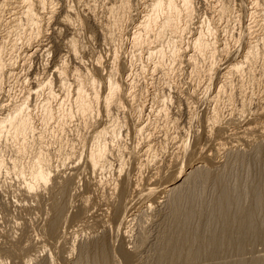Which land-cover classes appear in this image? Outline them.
<instances>
[{
  "label": "rangeland",
  "instance_id": "374dc122",
  "mask_svg": "<svg viewBox=\"0 0 264 264\" xmlns=\"http://www.w3.org/2000/svg\"><path fill=\"white\" fill-rule=\"evenodd\" d=\"M30 1H32V0H30ZM34 1H32V2H34V3L37 2V0H34ZM54 1L56 2V3L53 2L55 6L50 2V0L47 1L48 3L46 4V6H47L46 9H48V10H46V12L52 11V14H53L52 18H51L52 21L48 22V24L45 27L46 29L44 31L43 36L40 37V40L42 42L39 41L40 45L44 44L46 47H48L47 49L48 50L50 49V50L48 51L45 48V46L43 45V48L47 52H45V50L42 49L40 52L34 53L33 56L28 57L29 60H28V58L23 56V55H25L24 52L25 53L27 52V48H30L28 50L35 49L36 46L39 44L38 40L36 41V38H38V37H36V36H35L36 38L34 37V35H35L34 31L21 29L20 27L18 28L17 31L16 30L12 31L11 27L1 26V24H0V27H1L0 28V39H2L3 42H5L4 44H6L5 45L6 49L3 50L1 58L3 59V61H7L8 63L12 61L11 62L12 65L14 66V64H15V66H14L15 69L13 71L14 74L17 71V73L15 74L13 79L7 80L8 82L7 81L5 82V84L3 86L4 87L3 90L0 91V118H3L6 115V112L8 110L12 109L15 105L20 104L23 101V100L21 101V99H23V97L27 96L28 91L32 90L34 85L37 82L49 80L53 84L55 81V79H54L55 76H54L53 70L58 66L57 64H59L61 66L62 61H64L63 64H65L66 67L68 66L69 69L73 70L74 69L73 66H76L79 62V65L76 66L78 68L75 67V70L77 69V70H80L81 72L83 71V73L88 72L89 75L91 73L90 76H92V77H90V76L89 77H90V79H92L91 80V83H93L92 86L95 87L92 90L95 92V94H97L96 96L98 97V100H99V98L105 99L104 96H106V94L109 91L108 90L109 89L108 81H111V79H112L111 82L115 81L118 87L124 85V88H123L124 93L123 94L120 93V95H118L120 97L123 96V98L119 99V100H121L119 102L122 103V104H120L121 109L120 108L115 109V114H112V112H114V111H112L114 108L111 107V109H110V112L112 111L111 115H112L113 119L119 118L118 121H116V124L121 125L122 127L118 126V128L123 129L122 130L123 132L120 131L121 129L120 130L118 129L119 134L122 135L123 137L121 136L122 138H120L119 137L120 135H119L117 137V140L120 139L121 141L120 140L117 141L116 139L113 140V141H115V142H113V144L116 147L120 144L119 145L120 149H119V146L115 149L117 151V153H119L120 155L115 153L116 151L113 149L115 147L114 145H112V147L110 146L111 144L107 145V146H110V149L109 148L106 149V153H108V154H106L107 157L110 158L113 156L110 159L111 163H109L108 169H106V172H103V171H105L104 169L103 170L97 169V171L94 170V171L90 172L91 169H90L89 165H87V162H89V161H87L89 159L88 154L90 153V151L92 149H94V145H95V143H93L94 142L93 141V134H91V133L92 132L96 133L94 130L97 131V130L101 129L100 127L105 125L106 123H109V124H106L103 128H105L106 126H108L107 128H109L110 124L112 122H110L111 119L106 121L108 118L106 117L107 119L106 118L104 119L102 117L103 114H100L99 118H97V120L95 121V124H97V123L99 124L100 122H102V123H100L99 125L97 124L98 125L97 126L93 122L92 124H94V127L97 126V127H95V129H94L93 125L92 126L90 125L91 127L89 125H87L89 127L88 129H87V126L82 129L81 124L79 126H77L79 124V120L77 121V113H75L76 112V106L73 105L74 101H73V98H71V97H73V93H71L73 86H74L73 84L68 83V86L70 85L69 87L71 88V91L70 90L66 91V92L69 91L70 93L64 92L63 93V94H65L64 96L62 93L60 94L59 90H57L58 88H56L55 94L57 95V97L55 95V98H58V99H55L53 102H52V100L49 101L50 103L52 102L51 104L49 103V105L47 102H46L47 104L45 105V100H44V95L46 94L45 91L43 93L38 94V96H35L34 98L30 96L29 97L30 98L29 99L30 104H29V102H27V103L30 106V111H33V112H30V115L32 116V114H33L32 117L34 119L32 117L31 118H32V123L34 125V128L36 127L35 130H37V131H35V134L37 132L36 135L38 136V134L40 132V135L38 137H40L41 140L38 138L39 140H37V141L38 142L41 141L40 142L41 145L42 146L44 145L43 148L45 147L44 150L47 148V146L50 147V149L52 150V152H51L52 159L51 160L53 161V163L56 160L54 165L59 167V168L57 167L59 169V170L58 169L57 170L59 172H61V173H59L61 175L60 177L61 178L63 176L64 177H63V179H59L58 178L59 175L54 174L51 178V181L47 184V187H41L39 189V191H40V193H38L39 195L36 196L37 192H33V191H30V193L26 194L25 193L26 189L24 188L25 186H23V183L21 180L22 176L18 177V174L16 172H13L11 169V163L13 160V157L11 156L12 153H10V151L7 149L8 151H6V152H4V154H2L3 158H4L5 166L2 170V172H0L1 173V175H0V262L1 263L0 264H72V263H74L78 257L77 253H79L82 245L86 246L87 244H90L91 242H93L94 238H98L99 236H97V235H100V233L102 232V231H100V233L98 232V234H95V237L89 235L88 234L89 232L87 233L86 229L91 227L90 225L95 222V217H98L100 214L99 217H101V219H103L105 221V223H106V221L109 222L106 225L112 227L111 228L112 230L108 229L107 233H109V234L107 235V233H106V236H107V238L109 236L112 237L111 236V234L113 233L112 231L116 228V227L114 228V224L116 223L115 225H117V221L119 222V218H120L119 215L121 214V212L123 213V211H120V210L122 208H123V210H124V208H128L129 205H130V207H133L138 202L137 201L138 197L136 195H134L135 192H136V194L138 193V187L137 186L138 185H146V182L149 183L150 180H151L150 182H152L153 180H156V179L157 180L152 182V184H154V183H160L161 184V182L165 183L164 180H169L171 174L173 175V173L176 169L174 167L173 173H171L173 166L175 165L174 164L175 163L174 158H177V157L178 158L180 157L182 161L184 160L183 164H185L186 162L188 163V161H190L191 159H193V160L197 159L198 161H202L204 158L209 160V162L211 164L212 163L216 164L217 162H218V164H216L214 166L209 165V167L206 169L208 171V177L201 180V181L199 179H197L198 173H194V174L190 175L189 179L187 180V183H184V185L182 187H180L179 190H177V196H179L181 194V196H180L181 198L179 197V202L177 200V204L173 205V204L169 203V201L172 198L174 199V197H176V194L174 195V194L169 193L171 197L167 198L168 200H165L164 198L162 199L164 202L161 200L162 203H164V204H160L158 206L156 205L155 207L153 206L151 212H150V210H151L150 209V210H148L149 212L147 211L145 213L138 214L136 216V218L134 217L135 219L132 222H130L131 224L129 223L130 226L126 224V226H129V227L122 229L121 230L122 233H120L119 237L116 240L117 249L120 246V244L122 246V247L120 246L121 248H119V250H118V253L120 251L121 254L117 253V249L114 250V252H112V255L115 254L116 256L115 255L112 256L111 264H166L165 261L161 260V258H160L161 254H159V253H161V251L163 249L166 250L165 248L167 246V238L176 235L177 231L179 232L178 227L176 225V222H177L178 218H181L185 214H187V216L189 217L188 227H190V224L193 225V226H191V229L189 228L190 231L194 228L195 225L199 226L198 229L195 226V229L199 231V233H198L200 235L199 237L202 236L201 238H202L203 242L200 240L202 242V246L199 245L200 241L198 244L196 243L195 245L193 243H190V242H187V243L185 242V245H187V248H185L186 246H184V244H183V246H184V249L182 247L183 251L185 249H187L188 251H190L189 249L193 250V246L195 248L200 246L199 249L202 248L201 250H205V249H203V248H205V246H207L206 249L209 248L210 246L208 247V245H210L211 238L209 241H205V240H208V236H209L208 234H210V232H212L213 230H218V228H219V224L216 222V220H217L218 216H221V213H222V209L218 207V203H219L220 198H221V192H223V191H225V195H227L229 198L230 204H229V206H227L229 209L238 210V209H241L243 207H249L250 205H252L253 208H255V210H256V212H255L256 220L258 222L264 221V139H259L258 141L252 142V143L247 144V145L245 144L239 148L240 150L236 149V151L232 152V154L230 153L229 155L227 154L225 156H223V154L218 156L217 154H219L221 152L217 151V148H219V147H215L216 144L223 142L221 140V137L222 138H229L230 137L229 140H231L233 137L228 136V135L233 134L234 132H236V130L238 131L239 129L244 128L248 124L250 125V122L251 123H254V122L257 123V122H259L260 119L264 118V111H263L264 110V106H263L264 105V97H263L264 96V77H262V76H264V74L263 73H262L263 75L261 74V72H264V65H263L264 64V62H263L264 56H262V55H264V52H263L264 48H262L264 46L261 44L254 45V47H256V48L255 49L253 48V51H256V49H258L257 54L255 52V60L252 62L255 65H253L252 63L249 66L247 65L246 67L242 68L243 70L241 69V71L238 72V74L235 73L234 74L235 76L233 74L227 75V69H226V68L230 67L229 65L231 63H234L235 61L241 60L242 57L247 53L246 48H247L248 42L249 43L251 41L255 42V38L253 40L252 37H256L258 34L261 36V34L263 33L262 32L263 28H262L261 24H259L258 18L256 16H253L252 12L250 10L248 11L249 8L252 10V7L248 4H246L247 5L246 8L247 7L248 8L246 11H244L245 10V1H249V0H223L222 1L223 4L220 3L221 0H219L220 2L218 0H215V1L214 0H191V2H192L191 5L193 6L192 8L194 10V15H192L193 16V17H191L192 19L190 18L191 21L189 20L190 22H188L190 25L189 24L187 25L188 27L190 26L189 27L190 29L184 31L183 32L184 34L182 33L181 37H183L184 39L182 38L181 42L182 43L184 42V44H186L185 47H184V44L182 45V47H184L185 49L189 48L188 50L186 49V51H187L186 53L190 54V52H191L190 47L192 46L191 44L193 43L192 40H194V37H196V35H198L199 32L201 33V31H203L204 29H205L204 31H206V29H207V31L205 33H203L204 31L202 32V35H203L202 38L205 39L207 42H209V44L211 45V46L209 45L210 50L208 49L207 52L205 53V55H202L197 59V63H196L197 66L196 67L199 68L198 70L194 69L193 67L192 68L190 67L192 69L191 70L189 68V65L183 60L173 61L170 58L169 53H168V57L162 56V58H161V60H163L162 61L163 62L162 63V70L165 73H163L162 71L156 73V71L155 70L153 71V68L151 67L153 65V63L156 62V60L160 61V57H159L160 55L156 56V54H155L153 57V54H152L151 55L152 57L147 56V58H146V55H148V54L141 52L142 51V49H140L141 46H139V48H138L137 46H135L133 44V42H130L132 40L131 38H133V37H131L132 34L135 35V31H137L135 29L139 28L138 24L141 21H143L142 19L146 18V16H147L144 14H147L148 10H149V13H151L149 8L146 7L145 10L143 8L145 6L144 4L149 0H125V2L127 4L129 3L128 7L131 6V8H132V11H131L130 7H129L130 11H128V13H126V14L121 13V10H120V6L125 3L124 0H54ZM119 1H122L124 3L120 2L119 9H118V7L116 5ZM177 1L178 0H176V2ZM216 1L219 4H217ZM224 1H225V3H224ZM85 3L87 5L89 4L88 5L89 7ZM241 3H243L242 6H244V7H242L240 5ZM228 4H229V6H227ZM36 5H38V4H36ZM215 5L216 6L218 5L217 6L218 8ZM220 5H225L228 9H230V10L232 9V10L231 11L229 10L228 14L222 15L219 11H217L219 9ZM108 6H114L111 8L116 7L118 10L115 9V11H114V9H113V11L111 13V11L109 12V10L107 9ZM238 6H239V8H238ZM83 7H86V8L83 9ZM87 7H88V9H87ZM50 8L51 9L53 8V9L51 10ZM89 8H92V10ZM241 8H244V9H241ZM105 9H107L108 11ZM109 9H110V7H109ZM133 9H135L136 11ZM88 10H89V12H88ZM84 11L85 12L87 11V12L85 13ZM249 14H251V15H249ZM4 15L0 14V17H4V18L6 16H7L6 18L9 17V15H7L6 13H4ZM221 15L223 17L222 19H221V17H219ZM63 16L69 17L72 28H70V27L67 28L60 22L61 18ZM228 16H230V17H228ZM139 17H140V20H139ZM109 18H110V21H109ZM132 18H133V20H132ZM218 18H219V20H218ZM224 18L226 21L224 20ZM134 21H137V22H134ZM254 21H255V24H254ZM200 22H201L202 26L199 24ZM114 23H116L117 26L114 25ZM135 23H137V24H135ZM207 25L210 27V29L212 28L211 30L214 29L215 34H213V32L210 31V29ZM256 25L258 26L257 27L258 29L256 28ZM108 27H110V29ZM199 27L202 30H199ZM259 27H261V28H259ZM196 28H198V32H196L197 31ZM252 28H254V29H252ZM8 29L9 30L11 29L10 32ZM255 29H257V30H255ZM109 30H111L110 33H112V31H114V34L112 33V35H115V36H112L115 40V41H113V38H112L113 43L110 42L109 41L110 39L108 38L109 32L107 33V31H109ZM245 30H247V31H245ZM187 31L188 32L190 31V32L188 33ZM13 32L18 33V34H14ZM19 32H22V33L19 34ZM23 32H24V36H23ZM119 32L122 33V37L120 35L121 33H119ZM29 33H30V35H29ZM193 33H196V34H193ZM206 33L209 35H207ZM250 33H252V35ZM116 34L118 36H120V37L117 36V38H119V39H116ZM204 34H205L206 38L204 37ZM247 34H248V36H247ZM11 35H13V36H11ZM16 35H17V37H16ZM129 35H130V39H129ZM210 35L212 37H210ZM259 35H258V37H260ZM7 37H9V39ZM24 37L25 38L27 37V39H25ZM28 37L31 38L30 41H29ZM32 37H34V39H32ZM208 37H210V38H208ZM248 37L249 38L251 37V38L249 39ZM6 38L8 41H5ZM207 38H208V40H207ZM211 38L214 40L213 43H212L213 40H209ZM215 38L217 39L216 41H215ZM24 39H25V41H24ZM120 39H122V40H120ZM246 39H247V41H246ZM33 40H35L36 42ZM23 41H24V43H23ZM26 41H28L27 42V43H29L28 45H26L27 44ZM70 41L76 42L75 45L77 46V48L79 50L77 53V56L79 58V59L77 58L78 60H72V58L67 55L68 51H67V53L65 52L67 50V44ZM218 41L220 42L219 44H218ZM30 42H32V43H30ZM33 42H35L37 45H35ZM31 44H33V45H31ZM48 44H49V46H48ZM132 44L134 46H132ZM14 45H16V46L14 47ZM162 45H165V43H163ZM5 46H4V48H5ZM32 46L35 48H33ZM212 46H214L212 48L213 50L211 49ZM220 46L223 48H221ZM258 46H260V47L257 48ZM12 47H14V49ZM135 47H137V48H135ZM24 48H25V50H24ZM161 48H163V51H164L165 47L162 46ZM9 49L12 52H10ZM137 49L140 50L141 55L139 54V51H137ZM185 49H184V51H185ZM224 49H225V51H224ZM211 51L213 52V54L210 53ZM134 52H138V53H134ZM217 52H218V55L220 53V55H223V56L216 55ZM224 52H226V53H224ZM258 52H260V53H258ZM20 53H21V55H20ZM142 53H143V55L144 54L145 55L143 56ZM14 54L17 56L20 55L21 57L20 56L16 57ZM137 54H139L141 57ZM214 54H215V57L213 56ZM227 54H228V56H227ZM207 55H208V60H207ZM234 55H235V57H234ZM240 55H241V58H240ZM257 55L259 56V59H258ZM39 56L42 58H40ZM157 57H158V59H157ZM12 58H13V60H12ZM30 58H32V59H30ZM150 58L151 59L153 58V60H151ZM154 58H156V60ZM15 59L17 62H19L18 64H16ZM80 59H81V61H80ZM200 59H202L203 61L202 60L200 61ZM22 60H25V61H22ZM65 60H66V62H65ZM130 60H131V62H130ZM170 60L173 61V63ZM198 60L200 61V65L202 63L201 66L199 65ZM120 61H122V62H120ZM147 61H148V63H147ZM224 61L225 62L227 61L228 64L224 65V63H225ZM257 61H258V63H257ZM260 61H262L263 64ZM80 62H82V63H80ZM123 62L125 65L122 66ZM174 62H175V64H174ZM229 62H231V63H229ZM113 63H114V65L112 66ZM115 63H117V64H115ZM128 63H129V66H128ZM178 63H180V64H178ZM220 63L222 64V66ZM81 64H83L84 69L82 68ZM149 64H150V66H149ZM20 65H21V67H20ZM178 65H179V67H178ZM209 65H210V67L212 66L211 71H213V73L211 71L210 72L207 71V70H209V68H208ZM121 66L125 69L127 68L128 70L127 69L123 70V68ZM124 66H126V67H124ZM170 66L172 68H170ZM173 66H176V68H174ZM254 66H256V67L254 68ZM70 67H73V68H70ZM107 67L110 69H108ZM213 67H215V70H213L214 69ZM217 67H219L220 69H218ZM253 69H256L257 71L254 70V72H253L252 71ZM89 70H90V72H89ZM120 70H122L124 72H122ZM130 70H131V72H130ZM225 70H226V72H225ZM246 70H248V72H250V73L253 72L252 74L253 75L255 74L254 75L255 77L253 78V76L250 73H247ZM260 70H261V72H260ZM113 71H116V72H113ZM197 71H198V73H197ZM200 71H201V73H200ZM217 71L220 73H218ZM109 72L112 73V75L111 74L109 75L108 74ZM117 72L119 75L117 74ZM128 72H130V73H128ZM207 72H209V73L207 74ZM114 73H116V74H114ZM125 73H126V75H125ZM158 73H160V74L158 75ZM216 73H218V75ZM239 73H240V76H239ZM37 74H38V76H37ZM198 74H199V76H198ZM214 74H216V75H214ZM157 75L159 76L158 78H157ZM194 75H196V77ZM213 75L215 76V78L213 77ZM242 75H243V77H242ZM125 76H127V77H125ZM193 76L195 79L193 78ZM197 76H198V78H197ZM208 76L211 77L212 81L210 80V78ZM228 76H229V78H228ZM230 76L233 77L234 80ZM30 77L33 78V79L31 78V80L33 82L30 81ZM37 77H38V79H35ZM17 78H19V79H17ZM156 78L159 80L157 81ZM225 78L230 83V84L226 85L228 87V88L226 87V91L223 90L224 88L221 90L219 88L222 86L221 85V84H223L222 80L224 81ZM24 79L25 80L28 79L29 81L27 80V81H25L26 83H24ZM196 79L198 82L196 81ZM205 79H207V80L209 79V80L207 81ZM236 79H238V80L236 81ZM36 80H38V81H36ZM219 80H220V82H219ZM261 80H262V82H261ZM34 81H36V82L34 83ZM71 81H72V79H71V76L69 75L68 76V82H71ZM132 81L134 83H132ZM166 81H168V83ZM203 81H205V82H203ZM233 81H235L236 84L233 83ZM31 82H32L33 86L31 84ZM211 82H212V84H211ZM218 82H219V84H217ZM241 82H243L245 85ZM94 83L97 84V86H95ZM124 83H126V84H124ZM151 83H153V84H151ZM164 83L168 84V86L165 85ZM207 83L212 85V87L209 86V84L207 85ZM231 83H233V84H231ZM120 84H122V85H120ZM131 84H132V86L129 87V85H131ZM133 84H135V85H133ZM197 84L200 85L199 86L200 88H197L198 87ZM250 84H251V86H250ZM204 85H206L205 86L206 88L201 87ZM213 85H214V88H213ZM126 86H127V89H130V90L127 91ZM133 86H134V88H133ZM207 87L211 88V89H209L210 92H212V93L214 92V93L213 94L210 93ZM216 87H218L217 90L221 91V92L220 91H217V92H219L220 94L222 93L221 95L219 94V96L216 95V89H215ZM231 88L234 91V93H232V94H231V91H232ZM230 89H231V91H230ZM243 89H245V90H243ZM166 90H168V91H166ZM199 90H201V91H199ZM202 90H204V91H202ZM205 90L208 91V93H210V95H208ZM57 92H58V94H57ZM153 92L154 93L157 92V93L154 94ZM236 92L238 93V95ZM242 92H246V93H242ZM248 93H249V95H248ZM260 93H262V94H260ZM140 94H142L143 96ZM24 95H26V96H24ZM61 95H62V98H61ZM126 95L129 97H127ZM130 95L132 97H130ZM205 95L207 96V98L205 97ZM240 95H241V97H240ZM260 95H263V96H260ZM125 96H126V98H125ZM150 96L151 97L154 96V97L151 98ZM156 96H158V97H156ZM212 96H214V98L216 96H218L219 98L218 97L215 98L217 100L215 102V100ZM220 96H222V97L224 96V97L222 98ZM65 97H67L69 99L66 98V100H65ZM143 97H145V98H143ZM164 97H166L167 99L165 98L166 99L165 100ZM234 97H236V98H234ZM247 97H249V98H247ZM60 98L63 99L64 101L60 102V100H61ZM154 98H155V100H154ZM156 98H158V100ZM161 98H163L164 100L163 99L161 100ZM229 98H230V100L228 101L227 99H229ZM253 98H254V100H253ZM103 99L101 101L99 100V103H100L99 105L103 104V101H104ZM122 99H123L124 103L122 102ZM125 99H126V101L128 100L127 104H126ZM129 99H131L130 102H129ZM237 99L238 100L240 99L239 100L240 102ZM242 99H244V100H242ZM57 100H59V101H57ZM132 100L134 103L132 102ZM212 100H214V101H212ZM151 101L153 103H151ZM241 101L243 104L241 103ZM59 102L60 103L64 102L63 104H65V105H62V107H59V105H58V104H60ZM213 102H215L216 104H219V105L216 106V104H214ZM232 102H234V104ZM237 102H239V103H237ZM163 103H165V104H163ZM230 103H232V104H230ZM53 104H54V106H53ZM134 104L135 105L137 104V106H135ZM161 104H163V105L161 106ZM229 104H230V106H229ZM244 104L245 105L248 104V105L245 106ZM256 104H258L259 106L257 107ZM125 105L127 107H125ZM43 106L48 107V108H54V110L52 109L54 111V112L52 111V114L54 113L55 115L53 114L52 120L49 121V124L47 125V126H49V129L47 126L44 125L46 122H43V120H44L43 119L44 118V114H43L44 113L43 112L44 107ZM163 106H165V107H163ZM98 107L100 108V107H102V105L98 106ZM159 107H161V108L159 109ZM236 107H237V109H236ZM244 107H247V109H245ZM254 107H256L257 110L256 109L254 110ZM58 108H60V110H58ZM136 108L140 111L143 110L145 112H143V111L139 112L138 110H136ZM215 108L216 109L218 108V109L216 110ZM240 108H242L243 110L242 109L240 110ZM158 109L160 112L157 111L158 113L156 114L155 110H158ZM230 109L234 112H231ZM98 110H101V109H98ZM238 110H240V111L238 112ZM117 111H119V112H117ZM137 111H138V113H137ZM255 111H256V113H255ZM230 112H231V114H230ZM118 113H119V115H118ZM143 113H145V114H143ZM146 113H148L147 117H146ZM164 113H166V114H164ZM217 113H219V114H217ZM234 113H236L238 116H236V114H234ZM242 113H244V114H242ZM246 113H247V115H245ZM159 114H160V116H159ZM215 114H217V115L215 116ZM256 114H258V116H261V117H257ZM42 115H43V118H42ZM115 115L117 117H115ZM150 115H152V116H150ZM167 115H168V117H167ZM230 115H233V116H230ZM1 116H3V117H1ZM136 116H137L138 120L141 119L142 121L140 122V120H139V122H138V120H137L136 122H138V123H135V120L137 119ZM158 116L160 119L159 118L157 119ZM209 116H210V118L212 116L211 120H210ZM235 116L237 117V121L235 120L236 119ZM243 116H244V118H243ZM148 117H149V119H148ZM161 117L163 118L164 121H162ZM219 117H220V119H219ZM231 117H233V118H231ZM60 118H64L65 120H67V123H66L67 128L64 127V131H63L64 134L61 131L58 132L59 128H56L57 125H56L55 121H57V119L59 121ZM214 119H216V120H214ZM229 119H231V120H229ZM238 119H240V121H238ZM154 120H157V121H154ZM169 120H171V122ZM208 120H210V121H208ZM212 120H214L215 123ZM233 120H235V121H233ZM242 120H244V121H242ZM37 121H39V122L41 121V122L39 123ZM103 121H105L106 123ZM119 121L122 123L118 124ZM142 122H143V124H142ZM146 122H147V125H145V126H147V127L144 128L145 130L142 129L140 131V129H141L140 127H143V125ZM216 122H218V123H216ZM157 123L160 126L159 128L157 126ZM41 124H43V125H41ZM155 124H156V126H155ZM161 125H163V126H161ZM209 125L211 128L214 125H215V127H213V129L211 130V128H209ZM54 127L56 128V130ZM154 127H155V129H153ZM173 127H174V129H173ZM78 128H79V131L76 130ZM136 128L140 131V133ZM165 128H167V129H165ZM168 129H170V131L172 130L173 132L170 133V131ZM207 129H210V130H207ZM161 132L164 134H161ZM185 132L187 134H185ZM56 133L63 134V135H61V137H60L59 134L57 136ZM169 133L171 134L170 136H169ZM225 133L226 134L228 133V134L226 135ZM37 136L35 138H37ZM150 136H152V137H150ZM147 137H148V139H146ZM170 137L172 139H169ZM153 139H154V141H153ZM184 139H186V141ZM106 140H107V138H105V141ZM147 140H148V142H147ZM151 140H152V142H151ZM179 140H181L180 143L178 142ZM183 141H184V145H183ZM229 142H234V139H232ZM105 143H107V142H105ZM144 143H145V145H144ZM149 143L151 146L149 145ZM49 144H50V146H49ZM171 145H172V147H171ZM57 146H59V147H57ZM91 147H93V148H91ZM57 148H59V149L61 148V153H60L59 149H57ZM126 148H128V150H124ZM50 149L48 148V151H50ZM53 149L56 152L53 151ZM160 149H162L163 151ZM165 149H167V150H165ZM107 150H108V152H107ZM112 151L115 154H113ZM161 151H162V153H161ZM57 152H59L58 154L65 155L63 157L66 160L62 157L60 158V155H58ZM128 152H131V153L129 154ZM168 152H170V153H168ZM176 152L178 154H176ZM179 152H181V153H179ZM187 152H188V154H187ZM9 153H10V155H9ZM111 153H112V155H111ZM173 153H175V154H173ZM131 154H133V157L135 156L134 157L135 160L132 159L133 157ZM54 156H56V157H54ZM57 156L60 158L58 164L56 163V162H58ZM66 156L68 158H70L72 161H69V159H67ZM114 156L117 160L119 159V165H118V161L114 158ZM125 156H127V157H125ZM141 156L143 157L144 160L141 159L142 158ZM190 156H192V157H190ZM144 157L147 159L148 162L145 161L146 159ZM109 158H108V161H110ZM125 159H127V160H125ZM138 159H141L140 160L141 162H139V165L137 162ZM170 159H172V162ZM64 160H65V162H63ZM112 160H115L116 163H115V161H112ZM120 160L122 162H120ZM150 160H152V161H150ZM169 160H170V162H169ZM158 161H159V163H158ZM173 161H174V163H173ZM23 162L25 163L26 160ZM141 163L142 164L145 163V165L143 164L144 166H142ZM153 163H155V164H153ZM156 163L158 164V167L156 166L157 165ZM167 163L170 164L169 167H167L168 166ZM60 164L62 167L60 166ZM85 164L88 167H86ZM113 165H114V167H113ZM179 165H180V163H179ZM199 165H201V163H199ZM110 166H111V169H110ZM117 166H119L123 170L120 168H118V170H117L115 168ZM145 166H148V168ZM150 166L152 167V169ZM137 167H139V168H137ZM153 167L155 169L159 168L158 170H160V171H158V170L155 171V169ZM69 168H71V169H69ZM88 168L90 170H88ZM168 168L171 171H169ZM72 169H74V170H72ZM75 171H77L78 173ZM85 171H88V172H85ZM165 171H166V174H165ZM167 171H168V173H167ZM92 172H95L96 176H95V173H92ZM98 172H100V174H101V172H103V173L100 175ZM119 172H120V175H119ZM152 172H153V174H152ZM156 172L161 174V175L159 174L160 177ZM83 173H85L86 175ZM88 173H90V174H88ZM138 173H140L141 176H139ZM71 174H74L75 177L73 175V178H72ZM76 174H77V176H76ZM151 174H152V176H154V178L158 177V178H160V180L158 178L154 179L151 176ZM162 174H164L165 176L170 174V176H169V178L164 176L165 177V179H164ZM125 176H126V179H125ZM149 176H151L152 179ZM144 177H145V179H144ZM185 177H187V176H185ZM92 178H94L96 185L93 183L94 180ZM120 178H121V180H120ZM127 178H128V180H127ZM136 178H138V179H136ZM67 179H69V181L66 183L67 187L65 188V191L61 193V191H60L61 190L60 187L62 186L61 183H63V181L65 182V180H67ZM70 179H72V180H70ZM89 179L90 180L92 179L93 181L91 180L92 181L91 182V181H89ZM99 179L102 180L103 183H101ZM124 179L126 182L124 181ZM85 181H86V183H85ZM112 181H113V183L110 184V182H112ZM114 181H116V182L119 181V182L116 184V182H114ZM143 181H145V182H143ZM96 182H98V183L100 182V183L98 184ZM120 182H122V183L120 184ZM124 182H125L126 188H124ZM128 182L130 183V185L129 184L126 185ZM107 183H109V184H107ZM137 183H139V184L137 185ZM104 184H106V185H104ZM113 184H115L116 186H119V189H118V187L116 188V186ZM135 184L137 185L136 187H135ZM149 184L151 185V183H149ZM89 185L90 186L94 185L93 188L95 190L96 189H98V190H96V191L92 190L91 189L92 187L90 188ZM110 185H113L114 187L110 186ZM129 186L132 187V189H130ZM97 187H100V188H97ZM109 187L110 188L112 187V189H110ZM115 188L118 190L115 191L116 190ZM122 188L124 189L123 190V192H124L123 196H121L123 194V192L120 195ZM66 189H68L69 192ZM133 189L135 192L133 191ZM103 190L106 192H104ZM255 190H258V193L260 194V196L262 198L261 202L257 199L256 194H254ZM97 191H99V196H98ZM108 191L110 192V194ZM125 191H128V193ZM101 192H102V194L104 193L103 194L104 196L101 195ZM107 192H108V194H107ZM131 192H133V193H131ZM105 194L107 195V197L105 196ZM110 195L111 196L114 195L115 199L117 198L119 200V201L117 199L114 200V202H118L117 205H116V203H113V202L112 203L114 205H112V203H111L112 199L110 200ZM105 197H106V199H108V198L109 199L105 201ZM122 197H124V198H122ZM135 197H137V198H135ZM99 198L100 199L102 198V201ZM111 198H113V196ZM85 199H87V200H85ZM109 200H110V202H109ZM85 201L86 202L88 201V202L86 203ZM104 201L107 202V204H105ZM126 201H127V204L125 203ZM128 202H129V205H128ZM132 202H133V204H132ZM96 203H98V204H96ZM119 203H121V204H119ZM108 204H111L112 207L107 206ZM103 205L104 206L106 205L107 208L104 207ZM119 205H121V207H119ZM127 205H128V207H127ZM84 206L86 209L84 208ZM114 206H116V207H114ZM88 207H91V208H88ZM108 207H109V210H108ZM98 208H100V209H98ZM102 208L104 210H108V211H103V213H105L107 215L106 217H105V214H103L101 212ZM113 208L114 209L117 208L118 210L117 209L114 210ZM82 209L86 210L87 213L88 212L90 213V214L89 213L87 214V216L89 215V217H87L89 219L88 223H86L85 220H80L77 217V215L80 214V211ZM87 209H90V211ZM91 209H96V211L94 210L93 213H91L92 212ZM97 209L100 210V212L99 211L97 212ZM116 211L119 215L115 213ZM96 212L99 214L97 215ZM91 214H92V216H91ZM144 214H146V215H144ZM103 215L105 218L103 217ZM116 216H117V219H115ZM118 216H119V218H118ZM54 218H55V222L51 226L50 223H51L52 219H54ZM76 218H78V219H76ZM109 220H113V222L112 221L110 222ZM109 230H110V232H109ZM125 230L128 231L129 233L125 232ZM193 231H192V233H193ZM122 234H123V236H122ZM126 236L127 237L129 236V237L127 238ZM120 237L123 239H121ZM210 237H211V235H210ZM109 239H108V241H109ZM124 239H126L128 241V243H127V241H123ZM96 240H94L95 244H96V242H99L98 239H96ZM143 240L146 242L143 243ZM124 242L126 243V245ZM118 243H120V244H118ZM132 244L134 247H136V244H137L138 246L136 248H138V249L137 250H136V248L133 249L134 247L132 246ZM228 246H227L228 249L226 248L227 250L226 249H225V251L222 250L221 254L216 255V256L208 257V256L203 254V255L197 257L196 260H185V259L183 260V258H182V261H183L182 264H252L256 259L264 258V242H262L260 240L253 241V242L245 245L243 250L239 251V252L232 250V246H229V247ZM115 248H116V246H115ZM183 251L181 253L186 254L185 251L184 252ZM92 252H93V250H92ZM126 253H128V254H126ZM168 262H167V264H170Z\"/></svg>",
  "mask_w": 264,
  "mask_h": 264
},
{
  "label": "bare ground",
  "instance_id": "6f19581e",
  "mask_svg": "<svg viewBox=\"0 0 264 264\" xmlns=\"http://www.w3.org/2000/svg\"><path fill=\"white\" fill-rule=\"evenodd\" d=\"M32 1H34V0H32ZM32 1H30V0H0V14H2V15H4V13H6L7 15H9V17L8 18H4V17H0L1 19H0V24H1V26H9V27H11L12 28V31H17L18 30V28L20 27L21 29H25V30H33L34 31V33H35V35H34V37L36 36V37H38V38H36V41L38 40V45L35 43L36 41L35 40H33V41H35V42H33L35 45H37L36 46V48L35 47H33V48H35V49H33V50H28V49H30V48H27V52L25 53L24 52V54L25 55H23V56H25L26 58H28V57H31V56H33V54L34 53H37V52H40L42 49H44L43 48V45L44 44H42V45H40V42L39 41H41L40 40V37H42L43 36V34H44V31H45V27H46V25L48 24V22L49 21H52L51 20V18H52V11H48V12H46V10H48V9H46V4L48 3L47 1L48 0H37V2L36 3H34V2H32ZM215 1V0H214ZM219 1V0H218ZM222 1L223 0H221V4H223L222 3ZM50 2L54 5V3L53 2H55L54 0H50ZM120 2H122V1H119L118 3H117V7H118V9H119V5H120ZM124 2H125V0H124ZM124 2H122V3H124ZM145 2V1H144ZM227 2V1H226ZM50 3V4H51ZM56 3V2H55ZM121 3V4H122ZM126 3V2H125ZM122 4L121 6H120V10H121V13H128V11H132V8H131V6H129L130 7V10H129V7H128V4L126 3V4ZM191 0H178L177 2H176V0L174 1V0H149V1H147L143 6V8H144V10H145V8L147 7V8H149L150 9V12L151 13H149V10H148V13L147 14H144V15H147L146 16V18H144V19H142L143 21H139L140 23L138 24V29H135V30H137V31H135V35H133L132 34V36L131 37H133V38H131L132 40L130 41V42H133V44L135 45V46H137L138 48H139V46H141V48L140 49H142V51L141 52H144L145 54H148V55H146V58H147V56H149V57H152L151 55L153 54V57H154V55L156 54V56L158 55H160L159 57H160V61L158 60H156V58H154L155 60H156V62H152L153 63V65L151 66L152 68H153V71L155 70L156 71V73L157 72H160V71H162L163 72V70H162V61L163 60H161V58H162V56H167L168 57V53L170 54V58L173 60V61H176V60H183V61H185L188 65H189V68L191 67H193L194 69H199L198 67H196L197 66V59L200 57V56H202V55H205V53L207 52V50L209 49V42H207L205 39H203L202 38V32L205 30H203V31H201V33L199 32L198 33V35H196V37H194L193 35V37H194V40H192V46L190 47L191 49V52H190V54H187L186 52V49L188 50L189 48H184L185 47V45L186 44H184V42L182 43L181 41H182V38L183 37H181L182 36V33L184 32V31H186V30H188V29H190L187 25L189 24L188 22H190L191 20H190V18L191 17H193L192 15H194V10H193V6L191 5ZM216 3H217V1H216ZM224 3H225V1H224ZM36 4H38V5H36ZM84 4V3H83ZM86 4V3H85ZM217 4H219V3H217ZM242 4L243 3H241L240 5L242 6ZM246 4H248V5H250L251 7H252V10L249 8L248 9V11L250 10L251 12H252V15L253 16H256L257 18H258V22H259V24H261V26H262V34H261V36L260 37H258V35L256 36V37H252V39L254 40V38H255V42L254 41H251L250 43L248 42V44H247V48H246V54L242 57V59L241 60H238V61H233L234 63H231V62H229V63H231L229 66V68H226L227 69V75H231V74H235V73H237L238 74V72H240L241 71V69L242 68H244V67H246L247 65L249 66L254 60H255V52H256V54H257V50L258 49H256V51H253V48L255 49L256 47H254V45H256V44H261V45H263L264 46V0H249V1H245V10L244 11H246L247 10V8H246ZM49 5V4H48ZM52 5V6H53ZM87 5V4H86ZM89 5V4H88ZM87 5V6H88ZM37 6V7H36ZM55 6V5H54ZM67 6V5H66ZM216 6V5H215ZM218 6V5H217ZM216 6V7H217ZM227 6H229V4L227 5ZM89 7V6H88ZM88 7H87V9H88ZM91 7V6H90ZM106 7V6H105ZM109 7H110V9H109ZM111 7H114V6H108V10H109V12L111 11V13H112V11H113V9H114V11H115V9H117L116 7L115 8H111ZM215 7V8H216ZM242 7H244V6H242ZM66 8V7H65ZM69 8V7H68ZM86 7H83V9H85ZM214 8V7H213ZM218 8V7H217ZM216 8V9H217ZM238 8H239V6H238ZM51 9V8H50ZM53 9V8H52ZM51 9V10H52ZM67 9V8H66ZM89 9H91L92 10V8H89ZM107 9H105V10H107ZM117 9V10H118ZM241 9H244V8H241ZM107 10V11H108ZM119 10V11H120ZM133 10H135V9H133ZM143 10V11H144ZM229 10L230 9H228L225 5H220L219 6V9L217 10V11H219L222 15H224V14H228L229 13ZM232 10V9H231ZM230 10V11H231ZM70 11V10H69ZM136 11V10H135ZM140 11V10H139ZM216 11V10H215ZM214 11V12H215ZM55 12V11H54ZM68 12V11H67ZM66 12V13H67ZM85 12V11H84ZM87 12V11H86ZM85 12V13H86ZM88 12H89V10H88ZM118 12V11H117ZM218 12V13H219ZM239 12V11H238ZM250 12V13H251ZM69 13V12H68ZM141 13V12H140ZM219 13V14H220ZM245 13V12H244ZM109 14V13H108ZM231 14V13H230ZM55 15V14H54ZM138 15V14H137ZM222 15L221 16H219V17H221V19L223 18L222 17ZM249 15H251V14H249ZM5 16V15H4ZM138 17V16H137ZM143 17V16H142ZM228 17H230V16H228ZM227 17V18H228ZM216 18V17H215ZM136 19V18H135ZM192 19V18H191ZM230 19V18H229ZM254 19V18H253ZM132 20H133V18H132ZM139 20H140V17H139ZM190 20V21H189ZM217 20V19H216ZM218 20H219V18H218ZM224 20H225V18H224ZM228 20V19H227ZM109 21H110V18H109ZM226 21V20H225ZM65 27H70V28H72L71 27V22H70V19H69V17L68 16H63L62 18H61V21H60ZM134 22H137V21H134ZM3 23V24H2ZM108 23V22H107ZM113 23V22H112ZM132 23V22H131ZM135 24H137V23H135ZM200 25H201V22L199 23ZM203 24V23H202ZM207 24V23H206ZM254 24H255V21H254ZM253 24V25H254ZM114 25H116L117 26V24L116 23H114ZM134 25V24H133ZM190 25V24H189ZM193 25V24H192ZM202 26V25H201ZM200 26V27H201ZM208 26V25H207ZM206 26V27H207ZM200 27H199V30H202V29H200ZM209 27V26H208ZM207 27V28H208ZM258 26L256 25V28H257ZM1 28V27H0ZM109 29H110V27H108ZM119 28V27H118ZM251 28V27H250ZM259 28H261V27H259ZM7 29V28H6ZM20 29V30H21ZM197 29V31L196 32H198V28H196ZM209 29H210V27H209ZM212 29V28H211ZM210 29V31H212L213 32V34H215V31H214V29L213 30H211ZM249 29V28H248ZM252 29H254V28H252ZM258 29V28H257ZM257 29H255V30H257ZM9 30V29H8ZM11 30V29H10ZM10 30H9V32H10ZM19 30V31H20ZM119 30V29H118ZM5 31V30H4ZM7 31V30H6ZM47 31V30H46ZM106 31V30H105ZM120 31V30H119ZM206 31H207V29H206ZM206 31H204L203 33H205ZM245 31H247V30H245ZM251 31V30H250ZM8 32V31H7ZM109 32V33H108ZM111 32V30H109V31H107V33H108V38L110 39L109 41L110 42H112L113 43V41H115L114 40V38L112 37V36H115V35H112V33L114 34V31H112V33H110ZM134 32V31H133ZM188 32V31H187ZM190 32V31H189ZM188 32V33H189ZM249 32V31H248ZM253 32V31H252ZM14 34H18V33H15V32H13ZM20 33H22V32H19V34ZM28 33V32H27ZM32 33V32H31ZM33 33V34H34ZM116 33V32H115ZM119 33H121V32H119ZM118 33V34H119ZM211 33V32H210ZM10 34V33H9ZM12 34V33H11ZM47 34V33H46ZM45 34V35H46ZM111 34V35H110ZM184 34V33H183ZM193 34H196V33H193ZM207 34V33H206ZM246 34V33H245ZM244 34V35H245ZM251 35H252V33H250ZM6 35V34H5ZM29 35H30V33H29ZM110 35V36H109ZM121 35V37H122V33L120 34ZM131 35V34H130ZM130 35H129V39H130ZM207 35H209V34H207ZM212 35V34H211ZM210 35V37H212ZM256 35V34H255ZM11 36H13V35H11ZM10 36V37H11ZM23 36H24V32H23ZM117 34H116V39H119V38H117ZM247 36H248V34H247ZM16 37H17V35H16ZM20 37V36H19ZM34 37H32V39H34ZM118 37H120V36H118ZM204 37H205V34H204ZM210 37H208V38H210ZM246 37V36H245ZM250 37V38H251ZM8 39H9V37H7ZM7 38H6V40L5 41H8L7 40ZM22 38V37H21ZM20 38V39H21ZM25 38V37H24ZM112 38H113V41H112ZM206 38V37H205ZM208 38H207V40H208ZM249 38V37H248ZM249 38V39H250ZM25 39H27V37L25 38ZM25 39H24V41H25ZM28 39H29V41H30V39L31 38H29L28 37ZM184 39V38H183ZM16 40V39H15ZM120 40H122V39H120ZM119 40V41H120ZM190 40V39H189ZM209 40H213L212 38L211 39H209ZM217 39L215 38V41H216ZM17 41V40H16ZM15 41V42H16ZM24 41H23V43H24ZM32 41V40H31ZM118 41V40H117ZM246 41H247V39H246ZM21 42V41H20ZM28 41H26V43H27ZM42 42V41H41ZM189 42V41H188ZM211 42V41H210ZM214 42V40L212 41V43ZM5 42H3V40L2 39H0V91H2L3 90V86H4V84H5V82L7 81V80H9V79H13V77L15 76V74L17 73V71H16V73L14 74V66H15V64H14V66L12 65V61L11 62H7V61H3V59L1 58V56H2V52H3V50H5L6 49V44H4ZM22 43V44H23ZM30 43H32V42H30ZM118 43V42H117ZM163 43H165V45H162ZM220 42L218 41V44H219ZM222 43V42H221ZM255 43V44H254ZM29 43H27L26 45H28ZM76 44V42H74V41H70L68 44H67V50L65 51L66 53H67V51H68V56H70L71 58H72V60H78L79 58H78V56H77V53H78V48H77V46L75 45ZM131 44V43H130ZM132 44V46H134ZM184 44V47H182V45ZM225 44V43H224ZM246 44V43H245ZM244 44V45H245ZM31 45H33V44H31ZM213 45V44H212ZM223 45V44H222ZM4 46H5V48H4ZM16 45H14V47H15ZM22 46V45H21ZM45 46V45H44ZM48 46H49V44H48ZM51 46V45H50ZM162 46H164L165 48H164V51H163V48H161ZM211 46V45H210ZM217 46V45H216ZM215 46V47H216ZM243 46V45H242ZM14 47H12L13 49H14ZM25 47V46H24ZM137 47H135V48H137ZM189 47V46H188ZM214 46H212L211 47V49L213 48ZM221 47V46H220ZM260 46H258L257 48H259ZM17 48V47H16ZM40 48V49H39ZM45 48L47 49L48 47H46L45 46ZM221 48H223V47H221ZM225 48V47H224ZM228 48V47H227ZM262 48H264V47H262ZM132 49V48H131ZM162 49V50H161ZM184 49H185V51H184ZM16 50V49H15ZM24 50H25V48H24ZM45 50V49H44ZM48 50V49H47ZM50 50V49H49ZM48 50V51H49ZM133 50V49H132ZM210 50V49H209ZM213 50V49H212ZM222 50V49H221ZM220 50V51H221ZM244 50V49H243ZM9 51H10V49H9ZM136 51V50H135ZM137 51H139V54L141 55V53H140V50H138L137 49ZM218 51V50H217ZM224 51H225V49H224ZM262 51V50H261ZM10 52H12V51H10ZM16 52V51H15ZM19 52V51H18ZM45 52H47L46 50H45ZM264 52V51H263ZM134 53H138V52H134ZM210 53H212L213 54V52L211 51ZM209 53V54H210ZM222 53V52H221ZM224 53H226V52H224ZM228 53V52H227ZM258 53H260V52H258ZM262 53V52H261ZM11 54V53H10ZM18 54V53H17ZM23 54V53H22ZM41 54V53H40ZM46 54V53H45ZM44 54V55H45ZM139 54H137V55H139ZM144 54V55H145ZM208 54V55H209ZM15 55V54H14ZM13 55V56H14ZM20 55H21V53H20ZM19 55V56H20ZM139 55V56H140ZM142 55H143V53H142ZM143 55V56H144ZM208 55H207V60H208ZM211 55V54H210ZM216 55H218V52L216 53ZM219 55H220V53H219ZM218 55V56H219ZM230 55V54H229ZM237 55V54H236ZM260 55V54H259ZM16 57H19V56H17V55H15ZM14 56V57H15ZM22 56V57H23ZM36 56V55H35ZM38 56V55H37ZM155 56V57H156ZM214 57H215V54L213 55ZM220 56H223V55H220ZM227 56H228V54H227ZM233 56V55H232ZM258 56V55H257ZM262 56H264V55H262ZM13 57V58H14ZM21 57V56H20ZM24 57V58H25ZM40 57V56H39ZM141 57V56H140ZM234 57H235V55H234ZM13 58H12V60H13ZM40 58H42V57H40ZM68 58V57H67ZM78 58V59H77ZM116 58V57H115ZM114 58V59H115ZM145 58V57H144ZM213 58V57H212ZM225 58V57H224ZM240 58H241V55H240ZM21 59V58H20ZM30 59H32V58H30ZM39 59V58H38ZM113 59V60H114ZM139 59V58H138ZM143 59V58H142ZM151 59V58H150ZM157 59H158V57H157ZM168 59V58H167ZM166 59V60H167ZM204 59V58H203ZM211 59V58H210ZM209 59V60H210ZM258 59H259V56H258ZM262 59V58H261ZM260 59V60H261ZM10 60V59H9ZM19 60V59H18ZM28 60H29V58H28ZM146 60V59H145ZM148 60V59H147ZM151 60H153V58L151 59ZM165 60V59H164ZM202 59H200V61H201ZM206 60V61H207ZM225 60V59H224ZM227 60V59H226ZM234 60V59H233ZM15 61H16V59H15ZM21 61V60H20ZM22 61H25V60H22ZM59 61V60H58ZM80 61H81V59H80ZM115 61V60H114ZM113 61V62H114ZM168 61V60H167ZM171 61V60H170ZM173 61H171L172 63H173ZM199 61V60H198ZM200 61H199V65H200ZM203 61V60H202ZM220 61V60H219ZM27 62V61H26ZM63 62L64 61H62V64H61V66L59 65V64H57L56 66V68L53 70L54 71V76H55V81H54V83L52 84L49 80H47V81H45L44 79V81H40V82H37L35 85H34V87H33V89L32 90H29L28 91V93H27V96L26 95H24V96H26V97H23V99H21V103L20 104H18V105H15L12 109H10V110H8L7 112H6V115L3 117V116H1V117H3V118H0V172H2V170H3V168H4V166H5V162H4V158H3V155L2 154H4V152H6V151H10V153H12V157H13V160H12V163H11V169H12V171L13 172H16L17 174H18V177H20V176H22L21 177V180H22V183H23V186H25L24 188L26 189L25 190V193L26 194H28V193H30V191H33V192H37V194H36V196L37 195H39L38 193H40V191H39V189L41 188V187H47V184L51 181V178H52V176L54 175V174H58L59 175V179H63V177L61 178L60 176V174L59 173H61V172H59L58 170V166H55L54 165V163H55V161H54V163H53V161L51 160L52 159V157H51V152H52V150L50 149V147H48L47 146V150L45 149L44 150V148H43V146L41 145V141L40 142H38L37 140H39L40 139V137H38L39 135H40V132H39V134H38V136L36 135L37 134V132H36V134H35V131H37V130H35L36 129V127L34 128V125H33V123H32V116H33V114H32V116L30 115V112H33V111H30V106L28 105V103L27 102H29L30 100V96L31 97H35V96H38V94H40V93H43L44 91L46 92V94L44 95V100H45V105L48 103V105H49V101H51L52 100V102L55 100V99H58V98H55V90H56V88H58L57 90H59V92H60V94L62 93H68V92H66L67 90H70L71 91V88L68 86V83L69 84H73L74 86H73V89H72V91H71V93H73V97H71V98H73V101H74V103H73V105L74 106H76V112L75 113H77V121L79 120V124L77 125V126H79L80 124H81V127H82V129L84 128V127H86L87 125H93V127H94V124H95V121L97 120V118H99V116H100V114H103L102 115V117L105 119L106 117L108 118H106L107 120L106 121H108V120H110V122H112L111 124H110V127L109 128H107L108 126H106L105 128H103L106 124H109V123H106L105 121H103V122H105L104 124L105 125H103V126H101L100 128L101 129H99V130H94L96 133H91L90 131V133L91 134H93V143H95V145H94V149H92L91 151H90V155L88 154V157H89V159L87 160V161H89V162H87V165H89V167H90V169L88 168V170H90V172L91 171H94V170H96L97 171V169H101V170H105V171H103V172H106V169H108V165H109V163H111V158L113 157H107V155L106 154H108V153H106V149L107 148H109L110 149V146L112 147V145H114L113 144V142H115V141H113V140H117V137L120 135L119 134V130L120 131H122L123 129L122 128H118V126L120 127L121 125H117L116 124V121H118V119H113V117H112V115H111V112L112 111H114V112H112V114H115V109H119L120 108V104H122L121 102H119V101H121V100H119V99H121V98H123V96L122 97H120V96H118V95H120V93H124L123 92V88H124V85L123 86H120V87H118L117 86V84H116V82L115 81H113V82H111L112 81V79H111V81H108V85H109V91H108V93L106 94V96H104V98L105 99H103L104 101H103V104H101L102 105V107H98V106H101V105H99L100 103H99V100L101 101L102 99H100L99 98V100H98V97L96 96L97 94H95V92L92 90L93 88H95L94 86H92L93 85V83H91V80L92 79H90V77H92V76H90L91 75V73H90V75L88 74V72H85V73H83V71L81 72L80 70H75V67L76 66H78L79 65V62H78V64L76 65V66H73L74 67V69L72 70V69H69V67L67 68L66 66H65V64H63ZM65 62H66V60H65ZM74 62V61H73ZM76 62V61H75ZM118 62V61H117ZM120 62H122V61H120ZM119 62V63H120ZM126 62V61H125ZM130 62H131V60H130ZM170 62V63H171ZM225 62V61H224ZM223 62V63H224ZM261 63H262V61H260ZM263 62H264V57H263ZM19 62H17L16 61V64H18ZM22 63V62H21ZM80 63H82V62H80ZM147 63H148V61H147ZM183 63V62H182ZM257 63H258V61H257ZM76 64V63H75ZM115 64H117V63H115ZM131 64V63H130ZM165 64V63H164ZM174 64H175V62H174ZM178 64H180V63H178ZM221 64V63H220ZM225 64H228L227 63V61L224 63V65ZM253 64V63H252ZM263 64V63H262ZM25 65V64H24ZM82 65V68L84 69V67H83V64H81ZM80 65V66H81ZM114 65V63L112 64V66ZM123 65H125L124 64V62L122 63V66ZM186 65V64H185ZM187 65V66H188ZM201 65H202V63H201ZM200 65V66H201ZM204 65V64H203ZM253 65H255V64H253ZM261 65V64H260ZM264 65V64H263ZM95 66V65H94ZM121 66V67H122ZM128 66H129V63H128ZM131 66V65H130ZM149 66H150V64H149ZM220 66V65H219ZM221 66H222V64H221ZM220 66V67H221ZM20 67H21V65H20ZM23 67V66H22ZM73 67H70V68H73ZM116 67V66H115ZM124 67H126V66H124ZM150 67V68H151ZM174 68H176V66H173ZM178 67H179V65H178ZM186 67V66H185ZM212 67V66H211ZM211 67H210V65H209V70H207V71H211L212 69H211ZM216 67V66H215ZM215 67H213L214 69L213 70H215ZM256 66H254V68H255ZM76 68H78V67H76ZM81 68V69H82ZM98 68V67H97ZM108 68V67H107ZM123 68V67H122ZM121 68V69H122ZM148 68V67H147ZM170 68H172L171 66H170ZM190 68V69H191ZM218 69H220L219 67H217ZM251 68V67H250ZM249 68V69H250ZM263 68V67H262ZM80 69V68H79ZM108 69H110V68H108ZM115 69V68H114ZM113 69V70H114ZM127 69V68H126ZM125 68H123V70H126ZM189 69V70H190ZM217 69V70H218ZM246 69V68H245ZM244 69V70H245ZM87 70V69H86ZM99 70V69H98ZM116 70V69H115ZM128 70V69H127ZM149 70V69H148ZM151 70V69H150ZM192 70V69H191ZM224 70V69H223ZM243 70V69H242ZM254 70L255 71H257L256 69H253L252 71L254 72ZM80 71V72H79ZM88 71V70H87ZM120 71H122V70H120ZM143 71V70H142ZM152 71V70H151ZM171 71V70H170ZM219 71V70H218ZM217 71V72H218ZM247 71V73H250V72H248V70H246ZM251 71V70H250ZM89 72H90V70H89ZM113 72H116V71H113ZM122 72H124V71H122ZM130 72H131V70H130ZM130 72H128V73H130ZM190 72V71H189ZM209 72H207V74L209 73ZM212 73H213V71H211ZM215 72V71H214ZM225 72H226V70H225ZM224 72V73H225ZM253 72H251L250 74L253 76V78L255 77L252 73ZM260 72H261V70H260ZM20 73V72H19ZM153 73V72H152ZM163 73H165V72H163ZM196 73V72H195ZM194 73V74H195ZM197 73H198V71H197ZM200 73H201V71H200ZM203 73V72H202ZM218 73H220V72H218ZM218 73H216L217 75H218ZM243 73V72H242ZM245 73V72H244ZM256 73V72H255ZM259 73V72H258ZM264 74V72H261V74ZM109 75L111 74L112 75V73H108ZM107 74V75H108ZM114 74H116V73H114ZM117 74H118V72H117ZM154 74V73H153ZM160 73H158V75H159ZM162 74V73H161ZM192 74V73H191ZM216 74H214V75H216ZM222 74V73H221ZM226 74V73H225ZM249 74V75H250ZM260 74V73H259ZM262 74V75H263ZM19 75V74H18ZM17 75V76H18ZM71 76V79H72V81L71 82H68V76ZM119 75V74H118ZM125 75H126V73H125ZM129 75V74H128ZM127 75V76H128ZM131 75V74H130ZM157 75V78L159 77ZM163 75V74H162ZM168 75V74H167ZM197 75V74H196ZM196 75H194L195 77H196ZM205 75V74H204ZM213 75V77L215 78V76ZM220 75V74H219ZM224 75V74H223ZM250 75V76H251ZM37 76H38V74H37ZM45 76V75H44ZM90 76V77H89ZM127 76H125V77H127ZM191 76V75H190ZM194 76H193V78H194ZM198 76H199V74H198ZM198 76H197V78H198ZM203 76V75H202ZM210 76V75H209ZM208 76V77H209ZM212 76V75H211ZM225 76V75H224ZM235 76V75H234ZM238 76V75H237ZM239 76H240V73H239ZM238 76V77H239ZM19 77V76H18ZM130 77V76H129ZM162 77V76H161ZM168 77V76H167ZM217 77V76H216ZM231 77V76H230ZM242 77H243V75H242ZM249 77V76H248ZM262 77H264V76H262ZM31 78L32 77H30V81H32L31 80ZM43 78V77H42ZM45 78V77H44ZM70 78V77H69ZM107 78V77H106ZM111 78V77H110ZM113 78V77H112ZM156 78V79H157ZM165 78V77H164ZM210 78V80H211V77H209ZM219 78V77H218ZM228 78H229V76H228ZM233 80H234V78L233 77H231ZM230 78V79H231ZM252 78V77H251ZM252 78V79H253ZM15 79V78H14ZM17 79H19V78H17ZM33 79V78H32ZM35 79H38V77L37 78H35ZM40 79V78H39ZM46 79V78H45ZM94 79V78H93ZM109 79V78H108ZM195 79V78H194ZM204 79V78H203ZM221 79V78H220ZM28 80V79H27ZM27 80H25L24 79V83H26L25 81H27ZM42 80V79H41ZM95 80V79H94ZM159 79H157V81H158ZM164 80V79H163ZM205 80H207V79H205ZM209 80V79H208ZM207 80V81H208ZM238 79H236V81H237ZM242 80V79H241ZM29 81V80H28ZM36 81H38V80H36ZM36 81H34V83L36 82ZM106 81V82H107ZM131 81V80H130ZM162 81V80H161ZM160 81V82H161ZM196 81H197V79H196ZM201 81V80H200ZM212 81V80H211ZM218 81V80H217ZM240 81V80H239ZM238 81V82H239ZM243 81V80H242ZM8 82V81H7ZM33 82V81H32ZM32 82H31V84H32ZM53 82V81H52ZM95 82V81H94ZM115 82V83H114ZM151 82V81H150ZM167 83H168V81H166ZM198 82V81H197ZM196 82V83H197ZM203 82H205V81H203ZM210 82V81H209ZM219 82H220V80H219ZM219 82L217 83V84H219ZM253 82V81H252ZM251 82V83H252ZM261 82H262V80H261ZM30 83V82H29ZM96 83V82H95ZM94 83V84H95ZM131 83V82H130ZM132 83H134L133 81H132ZM162 83V82H161ZM222 83L223 84H221L222 86L221 87H219L220 88V90L221 89H223V90H225L226 91V85L227 84H230L229 83V81L225 78L224 79V81L222 80ZM233 83H235V81H233ZM233 83H231V84H233ZM241 83H243V82H241ZM240 83V84H241ZM107 84V83H106ZM124 84H126V83H124ZM151 84H153V83H151ZM165 84V83H164ZM201 84V83H200ZM204 84V83H203ZM202 84V85H203ZM206 84V83H205ZM209 83H207V85H208ZM211 84H212V82H211ZM236 84V83H235ZM244 84V83H243ZM253 84V83H252ZM107 85V86H108ZM120 85H122V84H120ZM133 85H135V84H133ZM165 85H167L168 86V84H165ZM198 85V84H197ZM238 85V84H237ZM245 85V84H244ZM248 85V84H247ZM32 86H33V84H32ZM54 86V87H53ZM72 86V85H71ZM95 86H97V84H95ZM130 86H132V84L131 85H129V87ZM200 85H198V87L197 88H200L199 87ZM206 85H204V86H201V87H204V88H206L205 87ZM209 86H211L212 87V85H210L209 84ZM218 86V85H217ZM231 86V85H230ZM250 86H251V84H250ZM255 86V85H254ZM166 87V86H165ZM237 87V86H236ZM235 87V88H236ZM242 87V86H241ZM260 87V86H259ZM29 88V87H28ZM133 88H134V86H133ZM208 88V87H207ZM213 88H214V85H213ZM228 88V87H227ZM239 88V87H238ZM247 88V87H246ZM251 88V87H250ZM30 89V88H29ZM97 89V88H96ZM126 89H127V86H126ZM166 89V88H165ZM170 89V88H169ZM209 89H211V88H208V90ZM216 89V95H218L219 96V92H217V91H220V90H217L218 89V87H216L215 88ZM232 89V88H231ZM231 89H230V91H231ZM241 89V88H240ZM95 90V89H94ZM128 90H130V89H127V91ZM134 90V89H133ZM198 90V89H197ZM207 90V89H206ZM205 90V91H206ZM239 90V89H238ZM243 90H245V89H243ZM166 91H168V90H166ZM199 91H201V90H199ZM198 91V92H199ZM202 91H204V90H202ZM232 91H233V89H232ZM231 91V94L232 93H234V91L232 92ZM240 91V90H239ZM143 92V91H142ZM207 92V94L208 95H210V93H212V92H210V90H209V92L210 93H208V91H206ZM221 92V91H220ZM223 92V91H222ZM263 92V91H262ZM70 93V92H69ZM132 93V92H131ZM130 93V94H131ZM145 93V92H144ZM154 93V92H153ZM157 93V92H156ZM156 93H154V94H156ZM214 93V92H213ZM212 93V94H213ZM237 93V92H236ZM242 93H246V92H242ZM26 94V93H25ZM57 94H58V92H57ZM59 94V95H60ZM121 94V95H122ZM133 94V93H132ZM138 94V93H137ZM205 94V93H204ZM206 94V95H207ZM222 94V93H221ZM220 94V95H221ZM230 94V93H229ZM241 94V93H240ZM260 94H262V93H260ZM58 95V96H59ZM65 94H63V96H64ZM72 95V94H71ZM129 95V94H128ZM134 95V94H133ZM140 95H142V94H140ZM158 95V94H157ZM205 95V97L207 98V96ZM215 95V94H214ZM225 95V94H224ZM237 95H238V93H237ZM243 95V94H242ZM248 95H249V93H248ZM247 95V96H248ZM251 95V94H250ZM99 96V95H98ZM127 96V95H126ZM126 96H125V98H126ZM139 96V95H138ZM143 96V95H142ZM155 96V95H154ZM154 96H152V97H154ZM159 96V95H158ZM158 96H156V97H158ZM192 96V95H191ZM218 96H216L215 98H217ZM229 96V95H228ZM232 96V95H231ZM236 96V95H235ZM253 96V95H252ZM260 96H263V95H260ZM56 97H57V95H56ZM69 97V96H68ZM120 97V98H119ZM127 97H129V96H127ZM130 97H132L131 95H130ZM136 97V96H135ZM151 97V96H150ZM151 97V98H152ZM210 97V96H209ZM213 98H214V96H212ZM220 97H222V96H220ZM224 97V96H223ZM222 97V98H223ZM227 97V96H226ZM230 97V96H229ZM238 97V96H237ZM240 97H241V95H240ZM251 97V96H250ZM264 97V96H263ZM61 98H62V95H61ZM60 98V99H61ZM66 98L67 97H65V100H66ZM70 98V97H69ZM69 98H67V99H69ZM142 98V97H141ZM140 98V99H141ZM143 98H145V97H143ZM166 97H164V99H165ZM204 98V97H203ZM214 98V100H215V102L217 101L216 99ZM219 98V97H218ZM234 98H236V97H234ZM239 98V97H238ZM247 98H249V97H247ZM256 98V97H255ZM259 98V97H258ZM134 99V98H133ZM139 99V98H138ZM157 100H158V98H156ZM163 98H161V100H162ZM163 99V100H164ZM167 99V98H166ZM165 99V100H166ZM72 100V99H71ZM130 100L131 99H129V102H130ZM154 100H155V98H154ZM153 100V101H154ZM211 100V99H210ZM214 100H212V101H214ZM219 100V99H218ZM221 100V99H220ZM228 101L230 100V98L229 99H227ZM238 100V99H237ZM240 100V99H239ZM238 100V101H239ZM242 100H244V99H242ZM249 100V99H248ZM251 100V99H250ZM253 100H254V98H253ZM252 100V101H253ZM259 100V99H258ZM57 101H59V100H57ZM61 101H64L63 99H61L60 100V102ZM125 101H126V99H125ZM47 102V103H46ZM51 102V103H52ZM59 102V103H60ZM122 102H123V99H122ZM127 102H128V100L126 101V104H127ZM132 102H133V100H132ZM131 102V103H132ZM146 102V101H145ZM161 102V101H160ZM166 102V101H165ZM208 102V101H207ZM211 102V101H210ZM215 102H213L214 104H216ZM235 102V101H234ZM234 102H232L233 104H234ZM240 102V101H239ZM239 102H237V103H239ZM263 102V101H262ZM50 103V104H51ZM64 102H62V103H60V104H58L59 105V107H62V105H65V104H63ZM124 103V102H123ZM130 103V104H131ZM134 103V102H133ZM141 103V102H140ZM151 103H153L152 101H151ZM159 103V102H158ZM201 103V102H200ZM218 103V102H217ZM228 103V102H227ZM232 103H230V104H232ZM236 103V104H237ZM241 103H242V101H241ZM249 103V102H248ZM253 103V102H252ZM259 103V102H258ZM29 104H30V102H29ZM144 104V103H143ZM156 104V103H155ZM163 104H165V103H163ZM163 104H161V106L163 105ZM212 104V103H211ZM230 104H229V106H230ZM243 104V103H242ZM44 105V106H45ZM57 105V106H58ZM135 105V104H134ZM141 105V104H140ZM217 105H219V104H216V106ZM245 105V104H244ZM248 105V104H247ZM247 105H245V106H247ZM255 105V104H254ZM253 105V106H254ZM257 105V107L259 106L258 104H256ZM43 106V107H44ZM53 106H54V104H53ZM52 106V107H53ZM132 106V105H131ZM135 106H137V104L135 105ZM155 106V105H154ZM158 106V105H157ZM228 106V105H227ZM226 106V107H227ZM236 106V105H235ZM239 106V105H238ZM264 106V105H263ZM111 107L112 108H114L111 112H110V109H111ZM125 107H127L126 105H125ZM134 107V106H133ZM147 107V106H146ZM150 107V106H149ZM148 107V108H149ZM163 107H165V106H163ZM215 107V106H214ZM232 107V106H231ZM240 107V106H239ZM242 107V106H241ZM142 108V107H141ZM144 108V107H143ZM155 108V107H154ZM158 108V107H157ZM161 107H159V109H160ZM230 108V107H229ZM245 109H247V107H244ZM250 108V107H249ZM44 109V118H43V115H42V118L44 119L43 120V122H46L44 125L45 126H47L48 124H49V121H51L52 120V118H53V114H52V111L54 110V108H48V107H44L43 108ZM53 109V110H52ZM98 109H101V110H98ZM121 109V108H120ZM135 109V108H134ZM140 109V108H139ZM147 109V108H146ZM159 109L158 110H155L156 111V114L158 113L157 111H159ZM164 109V108H163ZM162 109V110H163ZM216 109V108H215ZM218 109V108H217ZM216 109V110H217ZM236 109H237V107H236ZM239 109V108H238ZM242 108H240V110H241ZM256 109V107H254V110ZM259 109V108H258ZM58 110H60V108H58ZM62 110V109H61ZM136 110H138L137 108H136ZM152 110V109H151ZM150 110V111H151ZM215 110V111H216ZM231 110V109H230ZM240 110H238V112L240 111ZM243 110V109H242ZM249 110V109H248ZM257 110V109H256ZM123 111V110H122ZM126 111V110H125ZM132 111V110H131ZM139 112H141V111H143V110H138ZM138 111H137V113H138ZM229 111V110H228ZM237 111V110H236ZM251 111V110H250ZM253 111V110H252ZM264 111V110H263ZM54 112V111H53ZM58 112V111H57ZM117 112H119V111H117ZM116 112V113H117ZM133 112V111H132ZM143 112H145V111H143ZM160 112V111H159ZM165 112V111H164ZM214 112V111H213ZM231 112H234V111H232L231 110ZM231 112H230V114H231ZM262 112V111H261ZM260 112V113H261ZM124 113V112H123ZM154 113V112H153ZM229 113V112H228ZM251 113V112H250ZM255 113H256V111H255ZM259 113V114H260ZM136 114V113H135ZM143 114H145V113H143ZM147 114L148 113H146V117H147ZM164 114H166V113H164ZM214 114V113H213ZM217 114H219V113H217ZM217 114H215V116L217 115ZM234 114H236V113H234ZM242 114H244V113H242ZM2 115V114H1ZM4 115V114H3ZM55 115V114H54ZM111 115V116H110ZM117 115V114H116ZM115 115V117H117ZM118 115H119V113H118ZM241 115V114H240ZM245 115H247V113L245 114ZM261 115V114H260ZM35 116V115H34ZM138 116V115H137ZM137 116H136V118H137ZM150 116H152V115H150ZM157 116V115H156ZM159 116H160V114H159ZM159 116L157 117V119L159 118ZM162 116V115H161ZM165 116V115H164ZM213 116V115H212ZM212 116H211V118H212ZM229 116V115H228ZM230 116H233V115H230ZM236 116H238L237 114H236ZM235 116V117H236ZM256 116L257 117H261V116H258V114H256ZM32 117V118H31ZM36 117V116H35ZM119 117V116H118ZM155 117V116H154ZM167 117H168V115H167ZM234 117V118H235ZM249 117V116H248ZM41 118V119H42ZM135 118V117H134ZM143 118V117H142ZM162 118V117H161ZM165 118V117H164ZM170 118V117H169ZM168 118V119H169ZM209 118H210V116H209ZM211 118H210V120H211ZM215 118V117H214ZM218 118V117H217ZM216 118V119H217ZM231 118H233V117H231ZM239 118V117H238ZM243 118H244V116H243ZM34 119V118H33ZM40 119V120H41ZM148 119H149V117H148ZM147 119V120H148ZM151 119V118H150ZM154 119V118H153ZM160 119V118H159ZM166 119V118H165ZM171 119V118H170ZM216 119H214V120H216ZM219 119H220V117H219ZM248 119V118H247ZM123 120V119H122ZM138 120V118L135 120V123H138L139 122V120H140V122L142 121L141 119H139L138 120V122H136ZM167 120V119H166ZM210 120H208V121H210ZM214 120H212V121H214ZM229 120H231V119H229ZM236 121H237V117H236V119H235ZM235 120H233V121H235ZM57 121H58V119H57ZM57 121H55V123H56V128H59V130H58V132H62L63 133V131H64V127H66V123H67V120H65L64 118H60V120L57 122ZM101 121V120H100ZM154 121H157V120H154ZM160 121V120H159ZM162 121H164L163 120V118H162ZM161 121V122H162ZM170 122H171V120H169ZM193 121V120H192ZM211 121V122H212ZM238 121H240V119H238ZM242 121H244V120H242ZM247 121V120H246ZM37 122H39V121H37ZM41 122V121H40ZM39 122V123H40ZM94 122V124H92ZM166 122V121H165ZM249 122V121H248ZM72 123V122H71ZM97 123V122H96ZM100 123H102V122H100ZM99 123V124H100ZM120 123H122V122H120L119 121V123L118 124H120ZM167 123V122H166ZM209 123V122H208ZM214 123H215V121H214ZM216 123H218V122H216ZM240 123V122H239ZM70 124V123H69ZM98 124V123H97ZM97 124H95V125H97ZM98 124V125H99ZM141 124V123H140ZM142 124H143V122H142ZM165 124V123H164ZM168 124V123H167ZM191 124V123H190ZM189 124V125H190ZM212 124V123H211ZM41 125H43V124H41ZM97 125V126H98ZM117 125V126H116ZM139 125V124H138ZM145 125H147V122L143 125V127H140L141 129H140V131L142 130V129H144V128H146L147 126H145ZM150 125V124H149ZM152 125V124H151ZM174 125V124H173ZM192 125V124H191ZM194 125V124H193ZM219 125V124H218ZM217 125V126H218ZM40 126V125H39ZM44 126V127H45ZM90 126V127H91ZM97 126H95V127H97ZM142 126V125H141ZM153 126V125H152ZM155 126H156V124H155ZM157 126H158V128L160 127L159 125H158V123H157ZM161 126H163V125H161ZM166 126V125H165ZM48 127V129H49V126H47ZM95 127H94V129H95ZM122 127V126H121ZM151 127V126H150ZM213 127H215V125L214 126H212V128L210 127V125H209V128H211V130L213 129ZM39 128V127H38ZM43 128V127H42ZM41 128V129H42ZM55 128V127H54ZM56 128H55V130H56ZM67 128V127H66ZM80 128V127H79ZM79 128L78 129H76V130H78L79 131ZM89 127L87 126V129H88ZM99 128V127H98ZM107 128V129H106ZM133 128V127H132ZM149 128V127H148ZM45 129V128H44ZM86 129V128H85ZM119 129V130H118ZM134 129V128H133ZM137 129V128H136ZM153 129H155V127L153 128ZM165 129H167V128H165ZM172 129V128H171ZM173 129H174V127H173ZM177 129V128H176ZM236 129V128H235ZM47 130V129H46ZM138 130V129H137ZM145 130V129H144ZM143 130V131H144ZM161 130V129H160ZM169 131H170V129H168ZM181 130V129H180ZM190 130V129H189ZM207 130H210V129H207ZM134 131V130H133ZM139 131V130H138ZM140 131H139V133H140ZM162 131V130H161ZM165 131V130H164ZM167 131V130H166ZM123 132V131H122ZM146 132V131H145ZM171 132H173L172 130L170 131V133ZM178 132V131H177ZM176 132V133H177ZM234 132V131H233ZM121 133V132H120ZM134 133V132H133ZM136 133V132H135ZM166 133V132H165ZM169 133V136L171 135ZM220 133V132H219ZM232 133V132H231ZM57 134V136H58V134L59 133H56ZM64 134V133H63ZM63 134H59V136L61 137V135H63ZM90 134V135H91ZM122 134V133H121ZM142 134V133H141ZM140 134V135H141ZM151 134V133H150ZM153 134V133H152ZM161 134H164V133H162L161 132ZM185 134H187L186 132H185ZM226 134V133H225ZM228 134V133H227ZM226 134V135H227ZM138 135V134H137ZM155 135V134H154ZM168 135V134H167ZM219 135V134H218ZM37 136V138H35ZM92 136V135H91ZM122 135H120L119 137L120 138H122L121 137ZM168 136V137H169ZM187 136V135H186ZM228 136H232L233 138L232 139H234V142H229V141H231V140H229L230 139V137L229 138H222L221 136V140L224 142H222V143H219V144H216V146L215 147H219V148H217V151H219V152H221V153H219V154H217L218 156H220V155H222L223 154V156H225V155H229L230 153L232 154V152H234V151H236V149L237 150H240L239 148L240 147H242L243 145H247V144H250V143H252V142H256V141H258L259 139H264V118H262V119H260L259 120V122H257V123H251L250 122V125L248 124V125H246L244 128H241V129H239L238 131L236 130V132H234L233 134H231V135H228ZM150 137H152V136H150ZM226 137V136H225ZM39 138V139H38ZM105 138H107V140L105 141ZM164 138V137H163ZM92 139V138H91ZM146 139H148V137L146 138ZM151 139V138H150ZM167 139V138H166ZM169 139H172L171 137L169 138ZM41 140V139H40ZM118 140H120V139H118ZM117 140V141H118ZM174 140V139H173ZM182 140V139H181ZM181 140H179L178 142L180 143L181 142ZM185 141H186V139H184ZM229 140V141H228ZM121 141V140H120ZM119 141V142H120ZM153 141H154V139H153ZM168 141V140H167ZM105 142H107V143H105ZM147 142H148V140H147ZM151 142H152V140H151ZM150 142V143H151ZM157 142V141H156ZM166 142V141H165ZM170 142V141H169ZM175 142V141H174ZM150 143H149V145H150ZM172 143V142H171ZM186 143V142H185ZM109 144H111L110 146H107V145H109ZM123 144V143H122ZM174 144V143H173ZM176 144V143H175ZM120 145V144H119ZM118 145V146H119ZM144 145H145V143H144ZM170 145V144H169ZM183 145H184V141H183ZM49 146H50V144H49ZM92 146V145H91ZM115 146V145H114ZM117 146V147H118ZM142 146V145H141ZM151 146V145H150ZM166 146V145H165ZM176 146V145H175ZM186 146V145H185ZM53 147V146H52ZM57 147H59V146H57ZM116 146L113 148L114 150L117 148ZM125 147V146H124ZM164 147V146H163ZM170 147V146H169ZM171 147H172V145H171ZM170 147V148H171ZM178 147V146H177ZM48 148L50 149V151H48ZM91 148H93V147H91ZM123 148V147H122ZM121 148V149H122ZM134 148V147H133ZM142 148V147H141ZM149 148V147H148ZM165 148V147H164ZM169 148V149H170ZM181 148V147H180ZM184 148V147H183ZM8 149V150H7ZM57 149H59V148H57ZM108 149V150H109ZM112 149V150H113ZM119 149H120V146H119ZM163 149V148H162ZM162 149H160V150H162ZM172 149V148H171ZM192 149V148H191ZM108 150H107V152H108ZM124 150H128V148H126V149H124ZM130 150V149H129ZM142 150V149H141ZM149 150V149H148ZM151 150V149H150ZM159 150V151H160ZM164 150V149H163ZM162 150V151H163ZM165 150H167V149H165ZM181 150V149H180ZM53 151H55L54 149H53ZM59 151H60V153H61V148L59 149ZM116 151V150H115ZM120 151V150H119ZM131 151V150H130ZM162 151H161V153H162ZM169 151V150H168ZM174 151V150H173ZM179 151V150H178ZM50 152V153H49ZM56 152V151H55ZM110 152V151H109ZM140 152V151H139ZM182 152V151H181ZM181 152H179V153H181ZM186 152V151H185ZM10 153H9V155H10ZM59 152H57V154H58ZM112 153H113V151H112ZM112 153H111V155H112ZM115 153H117V151L115 152ZM115 153H113V154H115ZM122 153V152H121ZM129 154L131 153V152H128ZM164 153V152H163ZM168 153H170V152H168ZM172 153V152H171ZM191 153V152H190ZM7 154V153H6ZM53 154V153H52ZM56 154V153H55ZM56 154V155H57ZM118 155H120L119 153H117ZM123 154V153H122ZM138 154V153H137ZM141 154V153H140ZM143 154V153H142ZM148 154V153H147ZM146 154V155H147ZM153 154V153H152ZM173 154H175V153H173ZM172 154V155H173ZM176 154H178L177 152H176ZM187 154H188V152H187ZM58 155H60V158L62 157V158H64L63 156H65V155H62V154H58ZM62 155V156H61ZM110 155V154H109ZM127 155V154H126ZM132 155V157H133V154H131ZM169 155V154H168ZM210 155V154H209ZM29 156V157H28ZM87 156V155H86ZM116 156V155H115ZM115 156H114V158H115ZM123 156V155H122ZM130 156V155H129ZM144 156V155H143ZM149 156V155H148ZM175 156V155H174ZM180 156V155H179ZM54 157H56V156H54ZM58 157V156H57ZM67 157V156H66ZM117 157V156H116ZM120 157V156H119ZM118 157V158H119ZM124 157V156H123ZM125 157H127V156H125ZM131 157V158H132ZM135 157V156H134ZM134 157L132 158V159H134ZM139 157V156H138ZM142 157V156H141ZM190 157H192V156H190ZM59 157H58V159H57V161L58 162H56L57 164L59 163V159H60ZM108 158H109V160L110 161H108ZM137 158V157H136ZM145 158V157H144ZM171 158V157H170ZM65 159V158H64ZM67 159H69V161H72L70 158H68L67 157ZM73 159V158H72ZM116 159V158H115ZM121 159V158H120ZM141 159H143V157L141 158ZM141 159H138V165H139V162H141L140 160ZM146 159V158H145ZM175 159V163H174V161H173V163L175 164L174 166H173V169H172V172L171 173H173V170H174V167L176 168L175 169V171H174V173H173V175L171 174V176H170V174L169 175H164V174H162L163 175V177L165 176V177H167V178H169V176H170V178H169V180H164L165 181V183L163 182H161V184L160 183H154V184H152V182H154V181H156L157 179L156 178H158V177H156V178H154V176H152V174H153V172H152V174H151V176L154 178V179H156V180H153L152 182H150L149 181V183H151V185L149 184V183H147L146 182V185H138L139 183H137V185L135 184V187L137 186L138 187V193L136 194V192L134 191V189H133V191L135 192V194L134 195H136L137 197H138V199H137V204L135 205V206H133L132 204H133V202H132V206L133 207H130V205H129V202H128V205H129V207H128V205H127V207L128 208H124V210H123V208L120 210V211H123V213L121 212V214L119 215L118 213H117V211L115 212L116 214H118L119 216H120V218H119V216H118V218H119V222L117 221V225H115L114 224V230L110 233L111 234V236L112 237H108L107 238V236H106V233L108 232L107 230L108 229H110V230H112L111 228L112 227H110V226H108V225H106L107 223H109V222H107L106 221V223H105V221L103 220V219H101V217H99L100 216V214L99 213H97L98 211L100 212V210H98V209H100V208H98L97 209V215L99 214V216L98 217H95V222L94 223H92L90 226L91 227H89V228H87L86 230H87V233L89 234V235H91V236H94L95 237V234H98V232L100 233V231H102L101 233H100V235H97V236H99L98 238H94V240H96V239H98V241L99 242H96V244L94 243V240H93V242H91L90 244H87L86 246H83L82 245V247L80 248V251H79V253H77L78 255V257H77V259H76V261L74 262V263H72V264H111V262H112V256H114V255H112V252H114V250H116L117 249V245H116V240H117V238L119 237V235H120V233H122L121 232V230L122 229H124V228H128L130 225H129V223L130 222H132L135 218H136V216L138 215V214H142V213H145V212H147L148 210H150V212L152 211V207L154 206H158V205H160V204H164V203H162V199L164 198L165 200H168L167 198H170L171 196H170V194H176V197H174V199L172 198L170 201H169V203L170 204H173V205H175V204H177V200H178V202H179V197L181 196V194L179 195V196H177V190H179L180 189V187H182L183 185H184V183H187V180L189 179V176L190 175H192V174H194V173H198V177H197V179H199L200 181L201 180H203V179H205V178H207L208 177V171L206 170L208 167H209V165L210 166H214V165H216V164H218V162L216 163V164H214V163H210L209 162V160H207V159H203L202 161H198L197 159H191L190 161H188V163L186 162L185 164H183V161L181 160V158L179 157H177V158H174ZM185 159V158H184ZM26 160V162L24 163L23 161H25ZM63 160V159H62ZM66 160V159H65ZM65 160L63 161V162H65ZM117 160V159H116ZM122 160V159H121ZM120 160V162H122ZM125 160H127V159H125ZM135 160V159H134ZM133 160V161H134ZM144 160V159H143ZM159 160V159H158ZM171 160V162H172V159H170ZM170 160H169V162H170ZM61 161V160H60ZM68 161V162H69ZM112 161H115V160H112ZM118 161V165H119V159L117 160ZM145 161H147V159L145 160ZM144 161V162H145ZM150 161H152V160H150ZM155 161V160H154ZM153 161V162H154ZM148 162V161H147ZM146 162V163H147ZM168 162V161H167ZM62 163V162H61ZM86 163V162H85ZM89 163V164H88ZM113 163V162H112ZM115 163H116V161H115ZM158 163H159V161H158ZM179 163H180V165H179ZM199 163H201V165H199ZM56 164V165H57ZM144 165H145V163H143ZM142 163H141V165L142 166H144ZM153 164H155V163H153ZM157 164V163H156ZM168 164V163H167ZM86 165V164H85ZM86 165V167H88ZM122 165V164H121ZM169 165L170 164H168V166L167 167H169ZM60 166H61V164H60ZM64 166V165H63ZM112 166V165H111ZM111 166H110V169H111ZM155 166V165H154ZM157 167H158V164L156 165ZM179 166V167H178ZM58 167V168H57ZM62 167V166H61ZM73 167V166H72ZM113 167H114V165H113ZM112 167V168H113ZM145 167H147L148 168V166H145ZM151 167V166H150ZM206 167V168H205ZM117 170H118V168H120L119 166H117V167H115ZM137 168H139V167H137ZM154 168V167H153ZM172 168V167H171ZM178 168V169H177ZM58 169V170H57ZM69 169H71V168H69ZM109 169V170H110ZM120 169H122V168H120ZM151 169H152V167H151ZM155 169V168H154ZM159 169V168H158ZM158 169H155V171L156 170H158ZM161 169V168H160ZM72 170H74V169H72ZM87 170V169H86ZM116 170V171H117ZM123 170V169H122ZM166 170V169H165ZM168 170L169 171H171L169 168H168ZM115 171V172H116ZM139 171V170H138ZM137 171V172H138ZM152 171V170H151ZM158 171H160V170H158ZM157 171V172H158ZM75 172H77V171H75ZM85 172H88V171H85ZM103 172H101V174L103 173ZM118 172V171H117ZM140 172V171H139ZM156 172V173H157ZM78 173V172H77ZM92 173H95V172H92ZM99 174H100V172H98ZM124 173V172H123ZM167 173H168V171H167ZM83 174H85V173H83ZM88 174H90V173H88ZM100 174V175H101ZM139 174V176H141L140 175V173H138ZM158 175L160 174V173H157ZM165 174H166V171H165ZM0 175H1V173H0ZM72 176V178H73V175L74 174H71ZM86 175V174H85ZM117 175V174H116ZM119 175H120V172H119ZM118 175V176H119ZM157 175V176H158ZM161 175V174H160ZM160 175H159V177H160ZM76 176H77V174H76ZM92 176V175H91ZM90 176V177H91ZM95 176H96V173H95ZM94 176V177H95ZM117 176V177H118ZM151 176H149V177H151ZM156 176V175H155ZM185 176H187V177H185ZM74 177H75V175H74ZM89 177V178H90ZM124 177V176H123ZM138 177V176H137ZM152 177H151V179H152ZM162 177V176H161ZM165 177H164V179H165ZM78 178V177H77ZM139 178V177H138ZM138 178H136V179H138ZM141 178V177H140ZM93 180H94V178H92ZM91 179V180H92ZM125 179H126V176H125ZM125 179H124V181H125ZM130 179V178H129ZM143 179V178H142ZM144 179H145V177H144ZM150 179V178H149ZM148 179V180H149ZM159 180H160V178H158ZM70 180H72V179H70ZM90 179H89V181H91ZM92 180V181H93ZM98 180V179H97ZM100 180V179H99ZM119 180V179H118ZM120 180H121V178H120ZM127 180H128V178H127ZM140 180V179H139ZM69 181V179H67V180H65V182L63 181V183H61V187H60V191H61V193L62 192H64L65 191V188L67 187V185H66V183ZM91 181V182H92ZM134 181V180H133ZM147 181V180H146ZM100 182L101 183H103L102 182V180H100ZM99 182V183H100ZM114 182H116V181H114ZM119 182V181H118ZM118 182H116V184L118 183ZM126 182V181H125ZM125 182H124V188H126L125 187ZM139 182V181H138ZM143 182H145V181H143ZM159 182V181H158ZM85 183H86V181H85ZM90 183V182H89ZM93 183L95 184V180L93 181ZM92 183V184H93ZM96 183H98V182H96ZM98 183V184H99ZM113 183V181L112 182H110V184H112ZM122 182H120V184H121ZM91 184V185H92ZM107 184H109V183H107ZM130 185V183L128 182L126 185ZM96 185V184H95ZM101 185V184H100ZM104 185H106V184H104ZM113 185H115V184H113ZM113 185H110V186H113ZM103 186V185H102ZM116 186V185H115ZM89 187L92 189V190H95L93 187H94V185L93 186H90L89 185ZM114 187V186H113ZM118 187V189H119V186H116V188ZM123 187V186H122ZM130 187V186H129ZM128 187V188H129ZM97 188H100V187H97ZM105 188V187H104ZM108 188V187H107ZM110 188V187H109ZM115 188V189H116ZM75 189V188H74ZM103 189V188H102ZM101 189V190H102ZM110 189H112V187L110 188ZM114 189V188H113ZM118 189H116L115 191H117ZM130 189H132V187H130ZM67 191H68V189H66ZM96 190H98V189H96ZM95 190V191H96ZM100 190V189H99ZM105 190V189H104ZM103 190V191H104ZM123 188H122V191H121V193H120V195L122 194V192H123ZM136 190V189H135ZM69 192V191H68ZM73 192V191H72ZM94 192V191H93ZM98 192V196H99V191H97ZM104 192H106V191H104ZM109 192V191H108ZM108 192H107V194H108ZM125 192H127L128 193V191H125ZM96 193V192H95ZM112 193V192H111ZM131 193H133V192H131ZM170 193V194H169ZM104 194V193H103ZM102 194V192H101V195H103ZM109 194H110V192H109ZM118 194V193H117ZM254 194H256V197H257V199L261 202V200H262V198H261V196H260V194L258 193V190H255L254 191ZM119 195V194H118ZM124 195V192H123V194L121 195V196H123ZM131 195V194H130ZM104 196V195H103ZM102 196V197H103ZM105 196L107 197V195L105 194ZM113 196V198H111ZM110 195V200H111V203L113 202V203H116V205L118 204V202H114V200H116L115 199V196L114 195ZM126 196V195H125ZM163 196V197H162ZM106 197H105V201L106 200H108V199H106ZM133 197V196H132ZM137 197H135V198H137ZM87 198V197H86ZM122 198H124V197H122ZM128 198V197H127ZM181 198V197H180ZM100 199V198H99ZM85 200H87V199H85ZM101 201H102V198L100 199ZM110 200H109V202H110ZM118 200V199H117ZM125 200V199H124ZM128 200V199H127ZM160 200V201H159ZM162 200V201H161ZM104 201V202H105ZM119 201V200H118ZM86 202V201H85ZM84 202V203H85ZM88 202V201H87ZM86 202V203H87ZM103 202V203H104ZM108 202V203H109ZM164 202V201H163ZM99 203V202H98ZM98 203H96V204H98ZM112 203V205H114ZM123 203V202H122ZM126 204H127V201L125 202ZM135 203V202H134ZM100 204V203H99ZM105 204H107V202H105ZM119 204H121V203H119ZM229 204H230V202H229V198H228V196L227 195H225V191H223V192H221V198H220V201H219V203H218V207L219 208H221L222 209V213H221V216H218V218H217V220H216V222L219 224V228H218V230H213L212 232H210V234H208L207 236H208V240H205V241H209L210 240V238H211V241H210V245H208V247L209 248H207L206 249V247L207 246H205V248H203V249H205V250H201L202 248H200L199 249V247L200 246H202V236L201 237H199L200 235L198 234L199 233V231L198 230H196L195 229V226H194V228L190 231V229H191V226H193V225H191L190 224V227H188V225H189V223H188V220H189V217L187 216V214H185V215H183L181 218H178L177 219V222H176V225H177V227H178V230H179V232L177 231V233H176V235H174V236H171V237H169V238H167V246H166V250H162L161 251V253H159V254H161V256H160V258H161V260H163V261H165V263L167 264V262L168 263H170V264H182V258H183V260L185 259V260H196V258L197 257H199V256H201V255H206V256H208V257H210V256H216V255H219V254H221V252H222V250L223 251H225V249L227 248V246L229 245V246H232V250H234V251H237V252H239V251H242L243 250V248L245 247V245H247V244H249V243H251V242H253V241H258V240H260V241H262V242H264V221H261V222H258L257 220H256V218H255V212H256V210H255V208H253V206L252 205H250L249 207H243V208H241V209H238V210H232V209H229L227 206H229ZM84 205V204H83ZM87 205V204H86ZM88 206V205H87ZM104 206V205H103ZM102 206V207H103ZM107 206H111V204H108ZM98 207V206H97ZM96 207V208H97ZM104 207H106V205L104 206ZM112 207V206H111ZM114 207H116V206H114ZM119 207H121V205H119ZM84 208H85V206H84ZM88 208H91V207H88ZM107 208V207H106ZM105 208V209H106ZM86 209V208H85ZM111 209V208H110ZM114 209V208H113ZM117 209V208H116ZM116 209H114V210H116ZM87 210H89L90 211V209H87ZM92 210V212L91 213H93V211L95 210L96 211V209H91ZM108 210H109V207H108ZM108 210H104L103 208H102V210H101V212L103 213V211H108ZM118 210V209H117ZM114 212V211H113ZM149 212V211H148ZM78 213V212H77ZM89 213V212H88ZM87 211L86 210H84V209H82L81 211H80V214H78L77 215V217L80 219V220H85L86 221V223H88V221H89V219L87 218V217H89V215L87 216ZM120 213V212H119ZM90 214V213H89ZM103 214H105V213H103ZM102 215V214H101ZM109 215V214H108ZM144 215H146V214H144ZM91 216H92V214H91ZM107 215L105 214V217H106ZM103 217H104V215H103ZM104 217V218H105ZM135 217V218H134ZM78 218H76V219H78ZM91 219V218H90ZM115 219H117V216L115 217ZM110 222L112 221L113 222V220H109ZM54 222H55V218L54 219H52V221H51V226L54 224ZM190 222V221H189ZM112 224V223H111ZM110 224V225H111ZM126 224L127 225H129V226H126ZM131 224V223H130ZM109 228H108V227ZM113 226V225H112ZM176 227V228H177ZM197 227V229L199 228V226H196ZM190 228V229H189ZM68 230V229H67ZM110 230H109V232H110ZM130 230V229H129ZM194 230V231H193ZM85 231V230H84ZM192 231H193V233H192ZM125 232H128V231H126L125 230ZM124 232V233H125ZM85 233V232H84ZM129 233V232H128ZM109 233H107V235H108ZM127 234V233H126ZM140 234V233H139ZM181 234V235H180ZM85 235V234H84ZM125 235V234H124ZM144 235V234H143ZM142 235V236H143ZM210 235H211V237H210ZM86 236V235H85ZM122 236H123V234H122ZM181 236V237H180ZM127 237V236H126ZM125 237V238H126ZM129 237V236H128ZM127 237V238H128ZM66 238V237H65ZM90 238V237H89ZM110 238V239H109ZM121 238V237H120ZM108 239H109V241H108ZM121 239H123V238H121ZM119 240V239H118ZM129 240V239H128ZM137 240V239H136ZM202 242H201V241ZM69 241V240H68ZM97 241V240H96ZM123 241H127L126 239H124ZM130 241V240H129ZM132 241V240H131ZM199 241H200V243H199ZM122 242V241H121ZM141 242V241H140ZM144 242H146V241H144L143 240V243ZM185 242L187 243V242H190V243H193L194 245L197 243H199V245L200 246H198V247H194L193 246V250H191V249H189L190 251H188L187 249H185L184 251H185V253L186 254H184V253H181L182 251H183V249H184V246H186L185 248H187V245H185ZM125 243V242H124ZM127 243H128V241H127ZM132 243V242H131ZM166 243V242H165ZM189 243V244H190ZM207 243V242H206ZM118 244H120V243H118ZM130 244V243H129ZM134 244V243H133ZM133 244H132V246H133ZM183 244H184V246H183ZM125 245H126V243H125ZM141 245V244H140ZM206 245V244H205ZM115 246H116V248H115ZM119 246V245H118ZM120 246H121V244H120ZM118 247V249H117V253H118V250H119V248H121V247ZM138 245L136 244V247H137ZM189 246V245H188ZM228 246V247H229ZM134 247V246H133ZM136 247H134L133 249H135ZM182 247H183V249H182ZM138 248H136V250H137ZM182 249V250H181ZM228 249V248H227ZM226 249V250H227ZM44 250V249H43ZM92 250H93V252H92ZM124 250V249H123ZM187 250V251H186ZM72 251V250H71ZM183 251V252H184ZM130 252V251H129ZM119 253L121 254V252L119 251ZM118 253V254H119ZM126 254H128V253H126ZM131 254V253H130ZM132 255V254H131ZM116 256V255H115ZM50 257V256H49ZM124 257V256H123ZM121 258V257H120ZM53 259V258H52ZM51 259V260H52ZM114 259V258H113ZM47 261V260H46ZM167 261V262H166ZM121 262V261H120ZM1 263V262H0ZM45 263V262H44ZM254 264H264V258H261V259H256L254 262H253ZM252 263V264H253Z\"/></svg>",
  "mask_w": 264,
  "mask_h": 264
}]
</instances>
